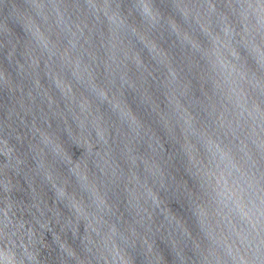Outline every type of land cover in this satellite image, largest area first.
I'll return each instance as SVG.
<instances>
[{
	"label": "water",
	"instance_id": "obj_1",
	"mask_svg": "<svg viewBox=\"0 0 264 264\" xmlns=\"http://www.w3.org/2000/svg\"><path fill=\"white\" fill-rule=\"evenodd\" d=\"M0 264H264V0H0Z\"/></svg>",
	"mask_w": 264,
	"mask_h": 264
}]
</instances>
